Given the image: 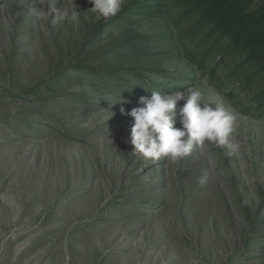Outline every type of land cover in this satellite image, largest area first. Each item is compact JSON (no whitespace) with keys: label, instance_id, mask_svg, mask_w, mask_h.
Instances as JSON below:
<instances>
[{"label":"rangeland","instance_id":"374dc122","mask_svg":"<svg viewBox=\"0 0 264 264\" xmlns=\"http://www.w3.org/2000/svg\"><path fill=\"white\" fill-rule=\"evenodd\" d=\"M249 53L183 0H0V264H264Z\"/></svg>","mask_w":264,"mask_h":264},{"label":"trees","instance_id":"16d2710c","mask_svg":"<svg viewBox=\"0 0 264 264\" xmlns=\"http://www.w3.org/2000/svg\"><path fill=\"white\" fill-rule=\"evenodd\" d=\"M183 1L196 7L203 20L213 22L232 33L236 40H242L249 47L251 56L264 55V0L254 11L248 10L254 0Z\"/></svg>","mask_w":264,"mask_h":264}]
</instances>
